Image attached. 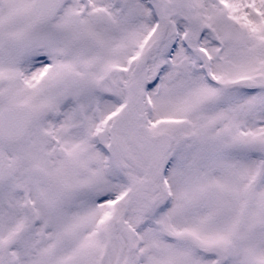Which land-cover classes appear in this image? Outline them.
<instances>
[{
  "label": "snow or ice",
  "instance_id": "obj_1",
  "mask_svg": "<svg viewBox=\"0 0 264 264\" xmlns=\"http://www.w3.org/2000/svg\"><path fill=\"white\" fill-rule=\"evenodd\" d=\"M0 264H264V0H0Z\"/></svg>",
  "mask_w": 264,
  "mask_h": 264
}]
</instances>
